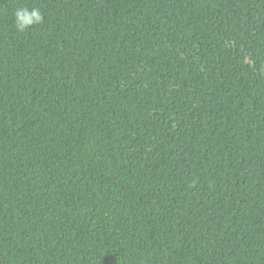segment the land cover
<instances>
[{"label":"trees","instance_id":"obj_1","mask_svg":"<svg viewBox=\"0 0 264 264\" xmlns=\"http://www.w3.org/2000/svg\"><path fill=\"white\" fill-rule=\"evenodd\" d=\"M0 264H264V0H0Z\"/></svg>","mask_w":264,"mask_h":264},{"label":"clouds","instance_id":"obj_2","mask_svg":"<svg viewBox=\"0 0 264 264\" xmlns=\"http://www.w3.org/2000/svg\"><path fill=\"white\" fill-rule=\"evenodd\" d=\"M14 15L16 17L15 26L21 32L25 31L29 26L43 22V15L38 8H19Z\"/></svg>","mask_w":264,"mask_h":264}]
</instances>
